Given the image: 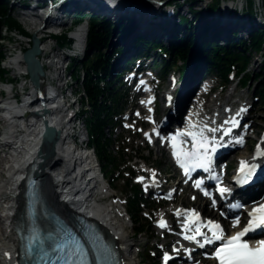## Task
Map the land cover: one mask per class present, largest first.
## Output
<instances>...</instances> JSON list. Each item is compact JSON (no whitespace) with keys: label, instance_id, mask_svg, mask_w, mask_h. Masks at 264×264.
Instances as JSON below:
<instances>
[{"label":"bare ground","instance_id":"6f19581e","mask_svg":"<svg viewBox=\"0 0 264 264\" xmlns=\"http://www.w3.org/2000/svg\"><path fill=\"white\" fill-rule=\"evenodd\" d=\"M87 1L94 2V0ZM154 1L161 3V5L154 4L153 1L151 3L144 2L142 4L128 1L120 2L115 4L117 6H114L113 13L122 15L127 19V21H137L138 29L141 31L142 35L164 41L168 45H171L174 36L178 32V28L175 26L176 10L169 7V4L173 0ZM197 1L196 5L202 6V4H205L206 6L212 0ZM243 3L244 0H221L220 10L214 16L207 15L205 8H199L197 10L202 12V16L199 18L198 25H203L204 27L205 21H208L209 23L211 22L210 25L212 28L209 31L211 36L219 30V26L220 29H222L221 39L223 41H227L232 38L239 39V37H245L253 28L261 29L264 32V15L255 20L254 23H250L248 20L244 19L241 13ZM21 5L22 7H25L28 3L26 1L20 2V6ZM27 11L31 12L32 16L29 17L28 20L26 19L28 22V24H26L32 28L37 27L39 24L41 27L46 25L43 30H47L50 27L52 18L55 15L51 14L52 11L50 13L44 12L43 14L35 11V9ZM185 11L188 13L189 9L184 7V12ZM65 23H67V21ZM41 30L42 28L40 30L34 29V33L38 36L41 34ZM200 31L198 34L201 33ZM115 33L117 34L118 32ZM77 34V37L79 38L77 46L78 48H83L87 37L86 25H82L81 29L77 31ZM119 40H117V42H119ZM198 45V39H196L191 49L188 61H181L183 69L178 72L180 80L179 88H176L171 94L173 109L176 110L178 112V116L181 117L185 111V107L183 105L187 103L191 96H194L195 98L192 102V108L187 110L185 114L186 118L183 119L184 124L188 123L187 119L190 120V115L192 114L193 116L191 119L198 123L200 129H217V118H220L223 113H225L223 118L226 116L227 118H233L236 115L230 113L229 110L225 108L213 110L212 113H205L208 109L209 101L205 93L199 92L201 91L199 82L203 78V72L205 69L203 65L200 67L195 65V57L197 54L196 50L198 49ZM49 50V46H46L45 43L42 42L41 61L42 57ZM150 55L151 58L148 60L149 62L145 64L146 66H149V64L155 60L154 56L152 54ZM48 59L50 60L51 56H49ZM11 64L15 65L17 69H25L26 67L23 62V57L20 55L17 56ZM43 67L45 70V76L41 79V86L45 85L48 79V71L45 65H43ZM57 78L59 80L57 85L46 87L48 101L53 104V106H46L47 109L51 111V116L48 121L54 128L59 129L61 132V137L56 146L55 155L48 161L45 168H41V172L43 171V175L46 177V180L44 181V193L47 205L58 212L65 220H68V214L70 213H76L90 218V221L98 223L103 231H105L107 235L112 238L120 251L122 264H142V262L138 259L139 256L135 252L136 244L134 245L135 242H132L133 239L130 236V227L128 226L129 223L119 211L122 204L120 205L116 196H114L110 202L105 203H97L96 198L93 199L96 196H100L101 198L107 196L110 193L111 187L108 188L104 185V183H100L102 180L98 177V171L94 168V161L85 163V161H82L84 155L77 153L74 150L73 142L71 141V134L68 130L69 119L63 121L59 120L58 114L52 113L54 106L61 111L59 115L60 118L67 115L71 111H78L77 109H74L70 101L72 98V91H63L62 83L66 79L65 74L62 71H58ZM188 80L190 83H195V87L192 88L191 92H188L184 96H180V87H184ZM165 81L169 82L168 80ZM170 88L171 83L169 82L168 89L161 95V100L164 103L163 106L166 104L167 94L170 92ZM232 96L233 93H229L226 100L228 101ZM34 98L35 96L29 99L26 104L32 102ZM247 100H250L249 97H247ZM254 100L257 101L253 97L250 104L243 108V122L248 125V131L253 130V124L252 122H249L251 120L250 116L252 114V110H254ZM213 101L214 100H210V102ZM34 104L35 102L32 103V106ZM2 107L5 108L12 118L9 124L6 125V130L1 138V142H13V144L17 145V147L25 149L24 156L20 159L18 158L13 160L12 163H15L16 167H13L12 164L7 170L9 164H6L4 171H6L7 177L2 179L0 176V263L16 264L15 257L17 256L19 248V238L15 232V228L19 223V220L11 218V216H13L18 208H22L23 206L21 197L23 192L21 184V171L27 163H30L33 160L35 162L38 151L41 147V136L44 131V125L42 121L37 122V119H34L35 122H31L28 125H25L24 122H22L23 112L27 110L25 105L15 107L12 103L1 101L0 111H2ZM162 110L165 111V108ZM41 111V108H37L35 112ZM231 112L234 113V111ZM175 117L176 115H167L166 121L170 122ZM209 124L211 125L209 126ZM70 125L72 131H74L75 125L72 122ZM24 126L29 127V130L31 131L30 137H24L18 140L16 132L20 131L24 128ZM77 128L80 133H83V125H80ZM206 133L207 131H205L204 134ZM152 141L153 138L150 142ZM245 143L246 141H244V144ZM152 149L154 151L156 150L158 154L162 147L154 144ZM78 160L82 162L79 164ZM41 161L42 160L40 158L39 161L34 164H39ZM0 164L2 165L1 162ZM263 189L264 186L261 187V190ZM263 193L264 192L261 191L260 199L263 198ZM250 202L251 203H239V205L242 206L239 212L240 214L244 213L246 208H251L253 205H257V203L252 202H258V200ZM235 215H238V213L233 214V216ZM3 217H6V219H2ZM193 233H195L194 229L192 231V234Z\"/></svg>","mask_w":264,"mask_h":264},{"label":"rangeland","instance_id":"374dc122","mask_svg":"<svg viewBox=\"0 0 264 264\" xmlns=\"http://www.w3.org/2000/svg\"><path fill=\"white\" fill-rule=\"evenodd\" d=\"M1 1V0H0ZM7 1V0H6ZM9 1V11L12 15L13 18H15L20 25L22 26V28L31 35V33H34V29H41V26H37V27H30L28 25L25 24L24 22V17L20 14L21 12L26 11L22 5L20 6V0H8ZM163 1V0H161ZM152 1L148 0L147 3H151ZM185 3V5L187 6V8L189 9V12L187 13L186 11L184 12L183 9L180 10V12L177 13V17L178 15L180 16H184L186 17L189 21H192V26L195 29V33H194V40H193V44L196 41V39H198V49L196 57H195V61L198 62L200 61V55L202 56L201 52L204 50L205 47H203V44L206 42L209 43H215L214 42V37L212 38L211 35L208 33V30H211V25L208 21L204 22V29L201 31V33L198 34L199 32V27L195 24V21L197 20V22L199 21V18L202 16V14H199L198 17L195 14L196 12H198L197 9L199 8H206L205 4H202V6L200 5H196L197 2H192V3H188L186 0H182V3ZM214 3V2H213ZM195 4V5H194ZM17 5V6H15ZM84 6H86L84 4ZM210 10V9H209ZM207 11V14L209 16H211L212 14L210 13V11ZM256 12L259 11L258 6L255 7ZM183 11V13H182ZM191 11L193 12L191 14ZM67 15L66 20L68 21V23H71V19L69 18L68 20V14L69 12L67 11H63L61 13V15ZM190 14V15H188ZM196 16V17H194ZM190 18V19H189ZM192 18V19H191ZM74 21V20H73ZM114 21V20H113ZM112 22V21H111ZM117 21H114V26L117 25ZM178 23V21H177ZM67 24V23H66ZM202 26V25H201ZM131 27L133 28V31L136 33V27H137V23L135 21H132V25ZM67 28L70 29L71 26L67 25ZM72 29V28H71ZM184 31L183 28L179 27L178 28V32L177 34L174 36L173 42H172V46H174V44H177L178 41V37L181 38L182 34L180 31ZM218 29H220V27L218 26ZM217 29V30H218ZM139 31V35L142 36L141 31L138 29ZM221 33V29L219 31H217L216 33H214L213 36L215 35H220ZM35 34V33H34ZM123 35L121 34H116L115 33V28L112 30L111 35H110V44L111 42L116 43L117 40H119L120 38H122ZM19 37V38H16ZM245 39H241V40H248V34L247 36L243 37ZM2 49H3V53L5 56H9V53H12L14 50L17 51L16 54H19L20 51H23L24 49H30L31 48V44H28V41L26 42H21V41H25L22 40V37L19 36L17 31H14L12 33H6L5 31L2 34ZM217 39V38H216ZM219 40V39H217ZM238 40V38L236 39ZM51 45H56L57 41L52 40L50 41ZM162 46L164 47H168L171 45H168L167 43H165L164 41H158ZM222 43V42H221ZM109 44L106 53L108 54L110 50L113 49V46H111ZM218 45V44H217ZM54 47V46H53ZM125 48V46H124ZM126 49V48H125ZM263 51L261 52H253L251 54V61L250 64L247 68L246 71V75H248L249 77H253L252 81L246 85L243 89L240 90H235L236 85L239 81V79L237 78V80L234 79V81L229 84L228 86H225L223 84H219L216 82V84L214 85L216 90L215 92H213L212 95H208L207 99L209 101L208 103V111L212 112L214 109L218 108L215 104H213L212 102H210V100H214L215 97L218 100L224 101L226 100V97L229 93H233V97L232 100L236 101L238 97H243L245 100H243V103H248L250 104V102L253 100V97L257 100H254V106L252 110V114L250 116L251 120L249 123L252 122L253 124V130L250 133V137H246V145L245 147L239 149L237 152V156H251V152H246L247 149L251 148L254 149L256 147V144L258 141H261L264 139V108L260 102V98L258 97L257 94V82L254 79V77H256V75L263 73L262 71V66H263V61H264V47L262 49ZM50 52H47L44 57H45V62H49L50 60H48V56L50 55ZM150 55V54H149ZM17 57V56H16ZM84 54L82 55V59H84ZM10 60V59H9ZM202 60V59H201ZM202 63V62H201ZM200 63V64H201ZM181 63L178 64V69L180 67ZM3 66H10L8 63L7 58L4 60L3 62ZM177 68H175L174 70H178ZM235 72H238V70H236ZM82 74V73H80ZM173 74V72L167 74L165 76V79L169 81L171 75ZM76 75V74H75ZM16 74L15 72H10L9 74H7L6 78L7 79H12L15 78ZM230 79H232L230 77ZM24 79H22L18 85L19 87H21L24 84ZM27 82H30L29 79L27 78ZM72 85L74 87V90L78 91V98L83 95V91L81 89V85L80 82H77V80L75 78H73L72 80ZM154 85H162V88H160L158 90V95H160V99L158 100L157 103V111H158V115L159 118L161 119L162 116V111H161V105H163V102L161 100V95L164 93V91H166V89H168L169 86V82L165 81L162 83H158L157 81L154 82ZM124 91L126 92V88H124ZM122 93L124 94V92L122 91ZM254 95V96H253ZM247 97H249L250 100H247ZM1 98H0V102H1ZM133 104H131L132 106ZM130 108V106H128V109ZM86 110H90L88 105L85 106ZM129 113V112H128ZM86 117V116H85ZM126 125V123L124 124ZM6 126L2 125V129L0 131V142H1V136L3 133V130H5ZM139 127H137V130L135 132H132L131 130H126L124 127L122 128H115L114 132L112 133H108V129L106 130V136H110L111 138V146L109 148L112 157H114L116 162V166L119 165L118 170L115 171L114 168H112L111 170H108L106 173V178H107V182L108 185L111 187L110 191L111 193L114 194V196H116L118 198V201L123 205L122 207H120V212H124V207L128 209V196L131 195V190L133 186H137L135 184V179L136 177H138L140 174H142L141 169H143L144 166V161L147 165H149L151 168L153 167V169H155V171H157L163 178H175L177 177V173L173 167V165L170 163L168 155L165 154L163 152V150H161L158 154L155 151H152L151 148L148 147L147 144H145V141L142 139V136L138 133ZM256 139V140H254ZM3 167L0 164V172H3ZM139 171V172H138ZM6 173V172H4ZM1 176V174H0ZM3 177V175L1 176ZM173 179L171 184L172 186H179V182L178 180ZM137 190L140 192V190H142L139 186H137ZM137 191V192H138ZM188 192V199L185 202V207L188 209H191L193 205V202L198 200L199 202L202 203V205L205 206L206 201L199 198L198 195L190 190H187ZM143 213L141 216H139L138 218H134L131 219L130 216H126L124 215V217L126 218V220L128 221V226L129 231H130V236L132 240V242H135L134 245L136 246V250L135 252H139V261L142 262V264H160L161 258L159 257V255H161L160 252H158L157 250H155L152 246V237L153 235L151 233H145V234H141L140 232H142V228L144 227L145 229H149V230H153V225L152 222L157 220L159 217L156 213V211L154 209H145V206L142 207ZM156 215V217L154 216ZM137 229H139V231H137ZM151 236V237H150ZM209 262L205 261V264H208Z\"/></svg>","mask_w":264,"mask_h":264},{"label":"trees","instance_id":"16d2710c","mask_svg":"<svg viewBox=\"0 0 264 264\" xmlns=\"http://www.w3.org/2000/svg\"><path fill=\"white\" fill-rule=\"evenodd\" d=\"M189 4L197 0H186ZM249 1V13H254L253 2ZM218 2L212 6L211 11L217 10ZM9 1L0 2V74L5 80L6 72L1 68V62L5 56L2 49L1 39L5 29L9 31L19 30L21 34L31 38V36L22 28L19 22L12 17L9 11ZM82 21V17L75 21L76 24ZM89 33L88 43L91 53L87 55L86 60L82 62L84 69L83 89L86 94L87 101L91 111L87 112L86 124L90 135V144L95 149L98 159L107 172L115 166V159L112 157L109 147L111 140L106 137L105 129L108 125L113 124L112 117L118 113L123 106L121 93L118 91V86L114 85V81L109 78L111 55L106 53L110 43V35L115 28L114 25L104 23L103 20L96 17H89ZM126 25L120 24L118 33L123 34ZM181 38H177V44H174L170 49L159 44L150 43L153 47H160L161 50L169 53L172 60L170 63L161 64L163 70L170 69L176 66L177 60L187 62L193 47L194 32L180 31ZM60 46L71 43L67 36L56 37ZM237 39V38H236ZM232 40L226 46H220L215 43L206 42L203 44L204 50L201 52L208 60V71L218 76V79L224 84L230 83L229 76L232 72L238 70L239 80L243 86L248 85L252 81V76L246 75L247 68L250 64V57L253 52H261L264 47V34L261 32L253 33L248 40ZM135 43L134 45H137ZM122 48V47H121ZM121 48L116 51H121ZM73 62L71 68L78 67ZM263 73L254 77L257 82V94L264 108V61L262 66ZM7 76V75H6ZM117 169V167H115ZM142 198L135 190V199L130 200L128 211L131 217L138 218L141 213L140 202ZM139 230V229H137ZM142 231L145 230L143 227Z\"/></svg>","mask_w":264,"mask_h":264},{"label":"snow or ice","instance_id":"6c2138e0","mask_svg":"<svg viewBox=\"0 0 264 264\" xmlns=\"http://www.w3.org/2000/svg\"><path fill=\"white\" fill-rule=\"evenodd\" d=\"M243 111V110H241ZM225 123H231L232 127H237L238 122L233 119L232 121H226ZM192 131L187 133H181L171 138L173 148L175 149L173 155L176 157L180 167L184 169L185 175H188L192 170L197 168L209 169L212 165V153L216 151V141L213 138H209L204 133L205 131L215 133L218 131L216 128H207L196 130V125H192ZM231 128L224 131V135H229ZM180 136H187L191 142V150H184L182 147H178V141ZM246 165L242 162L241 171L244 172ZM247 176L251 175V170L246 173ZM199 186V185H198ZM221 194L227 191V189L220 188ZM207 195V193H205ZM177 215H180L178 212ZM252 220L249 222L242 232L228 239L221 248L216 252V258L219 264H264V241L260 242V246L253 249L248 243L242 242L241 238L250 230L256 227L264 226V206L254 209ZM195 220H190L185 225V231L191 230L193 224H195V235L185 236V239L195 240L197 236H204L201 232V226L197 223L199 217L193 212L191 213ZM160 227H165L163 221H161ZM209 231L212 233V238L215 240L223 239L221 235L222 229L219 224H215L211 221L208 222ZM51 239V238H49ZM205 243H211L212 239L207 236L204 237ZM28 252L35 254L41 260H44L46 264H110L112 259V252L110 249L103 245L97 244L94 249L95 260H89V253L85 246L79 239L71 232H66L62 241L54 242L46 249L44 242L39 235H34L29 242ZM55 259H52V256ZM169 257L165 255L167 261Z\"/></svg>","mask_w":264,"mask_h":264},{"label":"water","instance_id":"95a60500","mask_svg":"<svg viewBox=\"0 0 264 264\" xmlns=\"http://www.w3.org/2000/svg\"><path fill=\"white\" fill-rule=\"evenodd\" d=\"M41 55V42L38 38H33V46L24 55V63L28 70L31 84L40 89L41 79L45 76V70L38 57ZM46 126V132L44 135V146L40 153L42 162L36 167L38 170L45 168L47 162L53 158L56 152V145L61 137V133L50 125L45 117H43ZM43 172V171H42ZM54 217V216H52Z\"/></svg>","mask_w":264,"mask_h":264},{"label":"built area","instance_id":"2783aa9c","mask_svg":"<svg viewBox=\"0 0 264 264\" xmlns=\"http://www.w3.org/2000/svg\"><path fill=\"white\" fill-rule=\"evenodd\" d=\"M67 115L63 116L62 118H65Z\"/></svg>","mask_w":264,"mask_h":264}]
</instances>
